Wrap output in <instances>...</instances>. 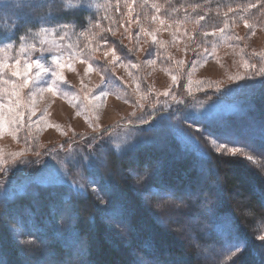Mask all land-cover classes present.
<instances>
[{
	"label": "rangeland",
	"instance_id": "1",
	"mask_svg": "<svg viewBox=\"0 0 264 264\" xmlns=\"http://www.w3.org/2000/svg\"><path fill=\"white\" fill-rule=\"evenodd\" d=\"M207 1L210 2L112 0L101 4L93 1L90 5L99 16L87 29L78 33L71 29L59 32L46 29L20 45L0 46V104L16 99L9 94L13 85L23 79L13 77L10 69H3V64L20 60L23 67L26 62L39 60L47 69L37 78L39 70L31 68L27 86L18 89L17 110L23 113V118L12 123L0 119V198L23 193L30 185L48 183L52 169L60 171L55 185H67L78 191L84 181L85 168L103 162L107 151L120 152L140 140L144 128L141 126L150 120L159 97L164 95L170 99L171 107L179 105L183 95L190 98V105L182 116L186 122L192 120L191 115L202 113L207 116L204 122H212L211 128L207 125V131L199 127L205 133L201 138L195 134L197 127L183 122L197 140L205 143L208 152L218 154L219 150L207 133L213 136L230 133L239 137L241 144H251L254 152L242 149L236 156L228 153L223 157L237 167L244 165L264 181V115L259 111L260 116H250L251 110L263 108L240 105L264 89V0H234L224 10ZM84 5L90 6L89 2ZM115 40L126 50L125 56L114 44ZM181 75L184 78L182 84ZM241 110L247 112L241 120L232 117V121H218ZM3 112L0 108V115ZM177 129L178 126L175 128L177 137L191 144ZM157 138L161 137L158 135ZM161 141H156L157 149H162ZM247 155L253 159L248 161ZM36 159L42 160L28 166ZM189 162L191 175L184 171L170 180V186L157 192L148 189L140 198L141 204L151 208L160 227L174 232L177 246H182L184 251L193 250L196 262L215 264L213 255L217 252L214 248L206 247L204 243L197 246V235L208 224L196 218L193 209L203 211L208 217L216 210L223 212L222 237L217 230L213 232L217 238L221 237V249L225 250L223 238L237 242L239 236L231 217L226 215L225 206L219 205L223 193L211 174L213 169ZM26 166L28 171L24 169ZM243 177L239 174V181L248 185ZM188 179L193 186L188 184ZM135 180L138 182L137 178ZM245 189V200L233 195L231 205L235 207L227 205V210L229 207L241 211L244 219H249L252 224L253 241L261 244L264 243L259 238L264 236V219L250 214L246 201L248 197L257 199L259 194L253 188ZM93 190L100 194L97 189ZM163 195H167L171 203L183 201L189 205L191 226L188 229L175 231L176 225L156 207L164 203ZM45 205L49 223L53 224V218L60 217L59 225L73 228L76 222L71 218L67 204H61L54 215L51 213L53 208ZM2 220L5 223L3 230L16 242L18 256L34 259L37 247L28 243L32 239L12 221L8 223L5 216ZM163 249L161 256L168 258L166 248ZM87 250L88 245L82 238L66 254L76 259L82 254L86 258ZM149 253L140 260L151 262ZM45 258L49 259L47 264H59L44 253L32 261H23V264H37Z\"/></svg>",
	"mask_w": 264,
	"mask_h": 264
},
{
	"label": "trees",
	"instance_id": "2",
	"mask_svg": "<svg viewBox=\"0 0 264 264\" xmlns=\"http://www.w3.org/2000/svg\"><path fill=\"white\" fill-rule=\"evenodd\" d=\"M93 1L103 4L112 0H85V2H89V5ZM182 1L204 3L206 0ZM209 1L207 2L212 3L214 7L223 10L224 8L227 9V5H232L234 2V0ZM68 5H72V7ZM79 5L80 0H0V17H13L16 21L14 34L9 33L13 38L0 41V46L8 44L17 46L22 42L33 40L35 34L42 29H54L58 32L62 29H71L72 32L78 33L91 27L98 20V12L91 5H83L82 7ZM113 42L118 46L116 40ZM120 51L122 56L127 54L126 50L122 48H120ZM182 76L181 84L184 83ZM249 98L247 101L240 102L241 107L250 105L255 108L254 106L259 105L263 109L256 107V109H253L254 112L249 110L252 112L250 116L252 117L254 114L264 115V89L258 95ZM189 105L190 98L187 95H183L182 102L173 107H171L168 96H160L155 111L149 117L150 120L141 126L144 128H142L140 140L130 145L134 147L130 148L129 146L127 149L130 148V150L125 149L120 152L109 150L106 152L103 162L84 169L82 175L84 180L82 184L83 192L72 189L67 185L43 187L34 184L26 188L23 193L12 197H1L0 264H23V261H32L39 257L41 253L48 254V257L54 258L55 262L59 264H65V261L69 258L77 261V264L82 262L85 264H140V257H147L149 252L151 256H148V258L151 264H199L195 261L193 250L187 249L184 251L182 246H177L174 232L160 227L155 222L151 208L144 207L140 199L148 189L157 192L163 187L170 186V180L175 175L177 177L179 173L190 170L191 164L189 161H192V164L207 165L209 170L213 169L211 174L216 177L217 186L223 193L219 205L220 207L224 205L226 215L231 217L239 236L237 240L241 242L242 251L234 260H230V253L223 248L221 249L223 232L220 229L221 217H223L221 210L211 213L210 218L203 211L197 208L193 209L195 217L203 221L204 224H208V227L203 228V232L198 233L197 246L204 243L206 247L214 248L217 252L213 255L215 264H264V243L258 244L253 241L252 234H250L252 224L248 222L249 219H244V215L239 210L229 207L227 210V205L229 206L232 203L233 195H238L245 200V188L248 187L251 190L253 188L259 194V197L257 199L248 197V200H246L247 208L250 214L259 217V219H264V181L244 165L237 167L223 156L208 152L204 142L199 141L208 156L202 155L200 149L181 141L177 137L175 130L177 126L189 130L183 125V122L187 120L185 121L182 117L186 114ZM245 111L241 110L227 115L218 121L223 119L232 121V117L241 120L244 117L243 115L247 113ZM259 111L261 114H259ZM175 115L182 119L179 120V117ZM186 123H191L190 126L194 128L201 127L203 131L208 130V124L209 128L212 125V122L196 124L193 120H188ZM154 124L155 126H153ZM150 125L152 126L151 129H149ZM195 134L201 138L198 133ZM158 135L161 138H157ZM162 135L167 136L163 138ZM156 141L163 143L161 145L162 149L155 147ZM41 160L36 159L28 166L32 167ZM162 160H164V163ZM28 166L24 169L27 170ZM189 172L191 175L192 171ZM239 174L244 176L243 178L248 182V185L239 181ZM134 178H137L138 182L135 183ZM189 179L188 184L193 186L194 184ZM94 188L100 194H96ZM45 204L53 208L52 215H54L55 210L60 209L61 204H67L71 209V218L76 222L73 228L70 230V227L59 225L57 221L60 220V217L59 219L53 218V224L49 223L48 216L45 213ZM113 213H118V215H113ZM2 216L6 217L8 223L12 221L11 223L19 226L27 238L32 240L35 238L37 242H43L40 247L35 249L34 259L32 256H18L19 251L15 245V240H13L11 234L9 235L2 228V224L5 225ZM41 216H44L43 219ZM108 220L113 222L119 220L125 224L126 235L122 236L112 228ZM214 230H217L221 237L217 238L213 235ZM203 233H207L209 236L206 238ZM82 238L85 239L88 245L86 254H90V261L87 259L89 255H86L85 258L81 254V258L76 259L74 256L70 257L66 254L67 251H72ZM228 239V237L223 238V241ZM163 248H166L165 252L169 254L168 258L161 256L160 251H164ZM48 260V258H45L44 262L41 260L37 264H47ZM203 260L205 259L203 258ZM49 264H52V262H49Z\"/></svg>",
	"mask_w": 264,
	"mask_h": 264
},
{
	"label": "snow or ice",
	"instance_id": "3",
	"mask_svg": "<svg viewBox=\"0 0 264 264\" xmlns=\"http://www.w3.org/2000/svg\"><path fill=\"white\" fill-rule=\"evenodd\" d=\"M85 3V0H80V5L83 6ZM63 6V5H62ZM69 7H72V5H68ZM252 7H256V5H252ZM16 27V21L13 17L3 18L0 17V41L3 40H11L13 38L12 35H9V33L14 34V29ZM41 31H45L46 29H42ZM5 47H11L10 44L5 45ZM34 47V46H33ZM24 49L22 48L21 51ZM4 70H11V75L13 77H22V81L18 84L13 85V91L9 94L10 96H15L16 99L10 100L5 102L4 104H0V108L4 109V112L2 115H0V119H4L8 123L12 122H19L23 118V113H20L17 109L19 107V91L18 89L26 87L28 84V74L29 70L33 67L38 69L37 72V78H39L41 72H46L47 69L44 68V66L40 63L39 60H35L32 62H26L24 63L23 67H21V61L16 60L15 63L8 64L5 63L2 65ZM264 72V70H262ZM52 89L49 88V91ZM185 119H188L186 117ZM191 119L196 124L203 123L207 116L205 114H200L199 116L193 114L191 115ZM152 126H149V129H151ZM143 131V129L141 130ZM180 136L187 139L192 145L200 149L202 155L208 156V153L203 150L201 147L199 140H197L196 136L192 134V132L188 129L179 128L177 129ZM195 132L198 133L201 137L205 135V133L201 130V128L197 127L195 128ZM209 137L212 138L213 145L216 146V148L219 150L218 154L223 156L225 154L231 153L232 156H236L237 153H241V150L245 151H252L254 152L255 149L252 147L251 144L243 143L241 144L240 138L237 136H234L230 133H225L223 136H213L212 133H207ZM134 147V146H130ZM127 149V150H130ZM210 159V157H208ZM248 161H251L253 157L251 155H247L245 157ZM93 164L95 165V161H93ZM60 176V171L58 169H52L50 170L49 175V182L48 183H40V186L43 187H50L54 186L57 182L58 178ZM78 190L80 192H83V186H79ZM161 199L164 201L162 204H157L156 207L160 208L165 215H167L168 220L171 223H174L176 225L175 231L180 232L188 229L191 226V223L188 219L190 214V208L189 205L184 203L183 201L179 203H171L169 202V197L167 195H163ZM113 215H118V213H113ZM112 228H114L117 232H119L122 236L126 235V225L121 223L119 220H114L113 223L110 225ZM261 240H264V236L259 237ZM29 244H35L36 247H40L43 242H37L35 238L33 240L28 241ZM225 251L230 253V260H234V258L242 251L240 243L233 242L231 239H228L224 243ZM65 264H77V261H75L72 258H69L65 261ZM141 264H151V262L147 260H142Z\"/></svg>",
	"mask_w": 264,
	"mask_h": 264
}]
</instances>
